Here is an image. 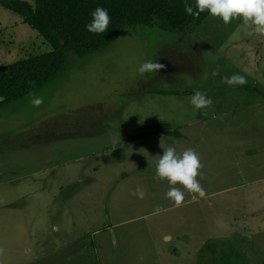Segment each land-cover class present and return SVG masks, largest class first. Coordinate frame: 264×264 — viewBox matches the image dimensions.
I'll list each match as a JSON object with an SVG mask.
<instances>
[{"label": "rangeland", "instance_id": "obj_1", "mask_svg": "<svg viewBox=\"0 0 264 264\" xmlns=\"http://www.w3.org/2000/svg\"><path fill=\"white\" fill-rule=\"evenodd\" d=\"M248 32L241 19L225 25L208 13L182 32L125 26L99 51L68 52L67 66L34 92L39 107L30 95L0 105V264H232L223 256L229 248L264 264V95L251 87L264 89V36ZM48 49L0 5V64ZM147 60L165 68L141 75ZM233 74L247 83L228 84ZM196 91L212 104L196 109ZM159 122L178 130L189 123L183 130L194 143L173 146L199 154L204 195L188 200L177 184L183 203L167 198L156 161L172 145L161 132L132 140L123 163L100 162L93 180L63 182L53 194L46 176L54 165L85 168L90 151L120 147ZM94 129L103 140L81 135ZM137 150L145 162L135 167ZM138 187L143 199L132 195Z\"/></svg>", "mask_w": 264, "mask_h": 264}, {"label": "trees", "instance_id": "obj_2", "mask_svg": "<svg viewBox=\"0 0 264 264\" xmlns=\"http://www.w3.org/2000/svg\"><path fill=\"white\" fill-rule=\"evenodd\" d=\"M0 5L21 16L47 42L49 49L29 53L13 61L0 64V105L34 93L49 82L68 64V52L77 55L105 48L125 26L141 24L167 31H186L196 26L208 13L198 17L189 15L185 5L196 10L195 0H0ZM96 7L108 10L111 22L105 33L86 30L91 12ZM264 95V91L251 85ZM182 92H191L185 90ZM167 122L154 124V129H141L125 137L130 141L153 132L177 133ZM121 147H113L110 154L118 158ZM223 256L232 264H249L233 248Z\"/></svg>", "mask_w": 264, "mask_h": 264}, {"label": "clouds", "instance_id": "obj_3", "mask_svg": "<svg viewBox=\"0 0 264 264\" xmlns=\"http://www.w3.org/2000/svg\"><path fill=\"white\" fill-rule=\"evenodd\" d=\"M195 7L196 10L194 11L193 7L185 5L186 13L198 17L207 11L211 17L222 20L225 25L230 24L234 19H241L243 25L249 29V35L264 36V0H195ZM90 15L91 21L85 25L86 30L94 34L105 33L111 22L108 10L103 7H96ZM164 68L165 65L159 62L147 60L140 65L138 71L143 75L159 72ZM246 83V78L240 74H233L228 80L230 85H244ZM29 95L33 97L30 103L34 107H39L43 103L42 96H36L35 93ZM190 103L196 109H201L210 106L212 100L205 93L196 91ZM163 149V155L158 156L156 161V175L161 180H167L170 185L166 193L167 198L172 200L176 206L183 203L184 192L176 187L177 184L188 192L202 194V186L197 180L199 170L202 168L199 154L193 149H186L178 155L172 146ZM132 195L143 199L145 191L142 187H138ZM167 239L169 237H165V240ZM2 253L3 249H0V254Z\"/></svg>", "mask_w": 264, "mask_h": 264}, {"label": "crops", "instance_id": "obj_4", "mask_svg": "<svg viewBox=\"0 0 264 264\" xmlns=\"http://www.w3.org/2000/svg\"><path fill=\"white\" fill-rule=\"evenodd\" d=\"M260 90L264 91L263 88H261ZM198 114L196 116V119H197L196 123L198 124V126H197V128H194L196 130L194 132V134L195 135L198 134L197 136L201 140V136H200L201 135V129L205 126V121H203L198 116ZM187 125H189V123H185V124H182V126H179L178 127V128H180L179 130L176 128L177 129V133L176 134L175 133H170V132H163V131L162 132L160 131V132L167 135L166 136L167 139H168L167 141L171 142L170 144L172 145V147H174L173 145L176 144L174 142H181L182 141V143H183V141H187V142L190 141L191 143H194L193 142L194 141L193 138L195 137V135H192L191 132L188 133L189 128L183 130V128L185 126H187ZM170 128H172V127H170ZM221 129H223V127ZM82 132H81L82 136H86L85 134L88 135L86 137V139L90 138L88 140H96V139H102L103 140L104 139L103 132L101 130L97 131V130L94 129V131L91 130L88 133H86V132L82 133ZM217 133H219V132H217ZM152 134H155V133H150V134H148L146 136H143V137H140V138H136V139H140L141 141L150 142L151 141L150 140L151 139L150 135H152ZM136 139H133V140H136ZM131 142H132V140L126 141L125 137H124L123 145L120 146L121 150H120V156L118 158L113 157L110 154V150L112 149V145L111 146L109 145V147L107 148V151H105L103 153H100V151L98 149L90 151L89 153H87L88 154L87 155L88 160L85 162V164H83L84 165L83 167H85V168H79V164H78V166H76V168L73 171H69V170H66V169L62 170L61 168L56 170V171H54L55 166L60 165L58 163L57 165H54L53 170L50 172L49 170H47V168H45V166H43L42 169L43 170H47L48 174H49L48 176H46V178L47 179H51L53 181V189H52L53 194H54V192L56 190H57V192L60 193L61 186H62L63 182H66L65 184H69L70 182H72L73 180H76V179L80 181L81 179H84L83 176L86 177L89 180H93L95 177L92 174H90V171H94L97 166H100V162H103V163H109V162L123 163L125 161V153H126L125 149L127 148V145L129 143H131ZM192 148H193V146L190 147V149H192ZM136 153L137 154L133 153V155L131 157L135 167L137 166L136 164L139 165V164L145 162V161L141 160V156L139 155L140 154L139 150H137ZM86 166H90V169H87ZM151 171L153 172L154 169H151ZM70 175H72V177H70ZM49 191H50V189H49ZM202 195H204V192L202 194H200V193H195V194L194 193H190L189 194V192L186 193V197H187L188 200L190 198L194 199L196 196H202ZM34 230H35L34 231V233H35V238H34L35 240L34 241H39L38 238H37V235H36V233H37L36 229H34ZM167 236L168 235H166V237ZM61 243L64 244L66 242H61ZM22 257L24 258L25 256H22ZM40 257H42V256H40ZM37 259H36V261H37ZM33 261H35V260H33ZM31 262H32V260H31Z\"/></svg>", "mask_w": 264, "mask_h": 264}]
</instances>
